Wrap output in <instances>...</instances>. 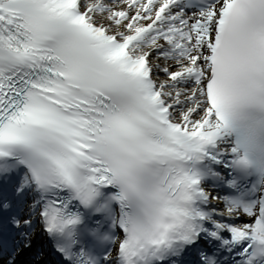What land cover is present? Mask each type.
Listing matches in <instances>:
<instances>
[{"label": "snow or ice", "instance_id": "1", "mask_svg": "<svg viewBox=\"0 0 264 264\" xmlns=\"http://www.w3.org/2000/svg\"><path fill=\"white\" fill-rule=\"evenodd\" d=\"M249 104L264 0H0V264H264L195 167Z\"/></svg>", "mask_w": 264, "mask_h": 264}, {"label": "clouds", "instance_id": "2", "mask_svg": "<svg viewBox=\"0 0 264 264\" xmlns=\"http://www.w3.org/2000/svg\"><path fill=\"white\" fill-rule=\"evenodd\" d=\"M238 129L239 150L231 159V168L239 176L253 178L251 191L264 192V106L249 104L237 111L234 117ZM230 200L242 199L237 195H223Z\"/></svg>", "mask_w": 264, "mask_h": 264}]
</instances>
